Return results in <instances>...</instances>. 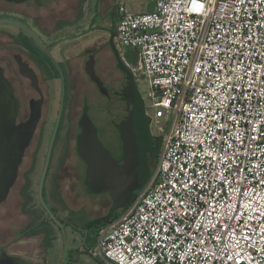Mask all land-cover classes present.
Segmentation results:
<instances>
[{
  "label": "built area",
  "instance_id": "built-area-1",
  "mask_svg": "<svg viewBox=\"0 0 264 264\" xmlns=\"http://www.w3.org/2000/svg\"><path fill=\"white\" fill-rule=\"evenodd\" d=\"M118 41L136 53L151 123L171 115L157 168L103 227L102 264H264V0H149Z\"/></svg>",
  "mask_w": 264,
  "mask_h": 264
},
{
  "label": "flooded vegetation",
  "instance_id": "flooded-vegetation-1",
  "mask_svg": "<svg viewBox=\"0 0 264 264\" xmlns=\"http://www.w3.org/2000/svg\"><path fill=\"white\" fill-rule=\"evenodd\" d=\"M118 22L117 0H0V68L19 102L17 123L38 117L17 180L0 205L6 216L17 210L23 219L22 228L12 225L4 234L7 240H0V245L8 254L31 264H42V260L45 264L58 263L59 244L64 251L61 226L69 244L77 240L81 246L87 234L88 246L91 228L98 229L114 211L85 210V194L94 193L87 186V166L80 157L78 141L87 123L101 141L97 116L104 115L114 128L126 120L131 104L123 96L129 80L119 68L113 44L128 70L134 56L129 50L121 53L117 46ZM90 71L103 81L107 94ZM118 140L122 151L120 135ZM103 146L122 163V152L117 158ZM49 152L43 205L40 185ZM108 205H113L111 198ZM29 237L41 241L43 253L37 263L11 252ZM81 249L68 251L69 264H83L76 261Z\"/></svg>",
  "mask_w": 264,
  "mask_h": 264
},
{
  "label": "water",
  "instance_id": "water-1",
  "mask_svg": "<svg viewBox=\"0 0 264 264\" xmlns=\"http://www.w3.org/2000/svg\"><path fill=\"white\" fill-rule=\"evenodd\" d=\"M155 3L147 5V13L154 10ZM113 44V43H112ZM119 68L128 76L129 84L125 89L127 101L132 109L123 122L118 126L122 141V163H119L111 153L103 146L97 137L94 127L87 123L84 131L79 137L78 149L81 159L87 166V186L92 193L108 192L113 201V210L127 208L131 203L134 193L141 189L150 176V165L148 154L152 148V134L150 130L151 120L145 112L144 100L140 95L136 82L127 69L118 50L113 44ZM92 79L98 84L100 90L105 91L104 83L94 71L89 72ZM64 96V88L62 90ZM62 107L60 110L61 116ZM19 102L15 96L14 89L4 76L0 68V205L7 199L9 192L15 184L19 167L22 163L25 150L33 137L38 117H32L31 121L25 124H18ZM60 116L58 121L60 120ZM59 124V122H58ZM58 124L52 138L50 151L55 140ZM50 152L44 174L40 185V200L44 205L42 189L49 164ZM48 210V209H47ZM51 219L56 221L53 213L49 212ZM62 228L64 241V263L69 264L68 251L79 252L85 248L90 259L98 264L100 260L94 258L91 248L86 245L87 234L84 242L78 246V241L72 244ZM82 256L77 255L76 261H82ZM0 264H31L27 260L12 256L7 253L6 247L0 245ZM79 264V263H75Z\"/></svg>",
  "mask_w": 264,
  "mask_h": 264
},
{
  "label": "rangeland",
  "instance_id": "rangeland-1",
  "mask_svg": "<svg viewBox=\"0 0 264 264\" xmlns=\"http://www.w3.org/2000/svg\"><path fill=\"white\" fill-rule=\"evenodd\" d=\"M124 2H125L126 13H130V14L147 13V5L150 3L149 0H125ZM117 46L119 50L121 51V53H125L126 50H130L127 47L122 46L121 43L118 41V38H117ZM136 85H137L140 95L142 96L145 102V105L147 106L146 108L147 109L150 108L152 110V106L150 103V97H149L148 84L144 81H139L136 79ZM177 103H178V100L173 103L172 105L173 110H172L171 115H165V117L162 119H156V120L153 119L150 125L152 137L155 143V151L151 153L150 160H149L151 174L157 168L160 155L163 150L164 138L166 134L168 133L170 124H172L174 120ZM95 120L97 122V125L99 126V134H100L102 143L113 153L114 156L119 158L121 156L122 151H121V142L120 140H118V136L120 135V132L117 130L118 127L117 128L112 127V125H110V122H108L107 118L104 115L97 116ZM118 141H119V144H118ZM59 149H62L61 145L59 146ZM110 198H111V195L108 192L98 193V194L94 193L93 195H89V196L85 194V200H84L85 208H86L85 210H110V209L113 210L112 208L113 206H111L110 208L108 205V201L110 200ZM3 209L5 208L0 209V240L6 241L7 240V237L5 236L6 232L9 231L12 225L17 226L18 228H22L21 224H22L23 219L19 217V214L17 216V210L11 211L12 216H6L5 213L3 212ZM125 212H126V208H120V209L114 210L113 213L111 214V219H115V217L120 218L123 216ZM17 234H20V233H17ZM88 238H89L88 241L90 243L88 247L93 249L97 243V229L96 228L94 227L91 228ZM31 240H32L31 244L27 242L28 241L27 239H25V241H22L19 244H16L15 246L11 248V252L17 253V251L20 252L23 249H25L26 251L27 250L33 251L32 252L33 258H34L33 262L37 263L39 261L38 258H42V253H43V250L40 247L41 241L39 238L37 239L35 237ZM18 247L20 250L16 249ZM57 254H59V256H57L58 258L57 264H63L64 263V256H63L64 251H62L60 244L57 247ZM11 255H14V254H11ZM80 255L82 256L81 263L98 264V262H95L92 259H90V256L86 252L85 248L81 249ZM29 258H31V256ZM41 262L42 264H45V260H42Z\"/></svg>",
  "mask_w": 264,
  "mask_h": 264
},
{
  "label": "trees",
  "instance_id": "trees-1",
  "mask_svg": "<svg viewBox=\"0 0 264 264\" xmlns=\"http://www.w3.org/2000/svg\"><path fill=\"white\" fill-rule=\"evenodd\" d=\"M119 20H120V16H119ZM118 26V25H117ZM133 63H135L136 62V53L135 52H133ZM135 58V59H134ZM123 99H124V101L126 102V96H125V94H124V96H123ZM130 107L128 108V111H127V115H126V117H124V119H126L127 117H128V115H129V113H130V111H131V109H132V107H131V105H129ZM145 106V105H144ZM155 151V143H154V140H153V137H152V148H151V150H150V152H149V154H148V158H149V160H150V156H151V153H153ZM150 162V161H149ZM150 175H151V173H150ZM150 177V176H149ZM148 181V180H147ZM147 183V182H146ZM145 183V184H146ZM145 186V185H144ZM143 186V187H144ZM143 187L141 188V189H139L138 191H136L135 193H134V197H133V199H132V201H131V203L129 204V206L135 201V199H136V197L139 195V193L142 191V189H143ZM128 206V207H129ZM127 207V208H128ZM126 208V209H127ZM117 219H119V217H115V219H109L108 220V222H105V223H102V224H100V226H99V228L97 229V240H98V236H99V232H100V230L103 228V227H105V226H107L108 224H110V223H112V222H114V221H116ZM96 246V245H95Z\"/></svg>",
  "mask_w": 264,
  "mask_h": 264
},
{
  "label": "crops",
  "instance_id": "crops-1",
  "mask_svg": "<svg viewBox=\"0 0 264 264\" xmlns=\"http://www.w3.org/2000/svg\"><path fill=\"white\" fill-rule=\"evenodd\" d=\"M119 16H120V14H119ZM129 51H131L132 53L134 52L133 50H129ZM125 58H127V57H125ZM104 211V210H103ZM111 218V216L108 218V219H106V220H104V222L103 223H105V222H108V220ZM25 239H27L28 241L27 242H29L30 244H31V239H33V238H25ZM25 239H23L22 241H25ZM38 239V238H37ZM21 241V242H22ZM38 242H39V240H38ZM27 245H29V244H27ZM38 245H39V243H38ZM32 246V245H31ZM23 247H24V245H23ZM34 248V247H33ZM16 249H19V247L18 248H16ZM20 250V249H19ZM32 252L33 251H30V250H25V249H23V250H21L20 252H18L17 251V253H15V254H17V255H19V256H22V257H26V258H28L29 260H31V261H34V258H33V254H32ZM27 256H31V258H29V257H27Z\"/></svg>",
  "mask_w": 264,
  "mask_h": 264
},
{
  "label": "clouds",
  "instance_id": "clouds-1",
  "mask_svg": "<svg viewBox=\"0 0 264 264\" xmlns=\"http://www.w3.org/2000/svg\"><path fill=\"white\" fill-rule=\"evenodd\" d=\"M130 71V70H129ZM131 72V71H130ZM131 74H132V72H131ZM133 76V75H132ZM134 78V77H133ZM135 80V79H134ZM135 82H136V80H135ZM151 130V129H150ZM152 134V133H151Z\"/></svg>",
  "mask_w": 264,
  "mask_h": 264
}]
</instances>
